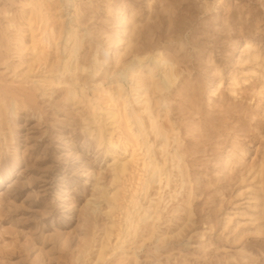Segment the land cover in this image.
Masks as SVG:
<instances>
[{"label": "rangeland", "instance_id": "rangeland-1", "mask_svg": "<svg viewBox=\"0 0 264 264\" xmlns=\"http://www.w3.org/2000/svg\"><path fill=\"white\" fill-rule=\"evenodd\" d=\"M26 1L0 0V264H96L108 232L99 264H264V0H41L55 34L35 50L45 25ZM157 53L178 75L168 90L153 84L164 68L131 65ZM119 95L170 177L128 232L116 202L137 181L113 173L131 150Z\"/></svg>", "mask_w": 264, "mask_h": 264}, {"label": "bare ground", "instance_id": "bare-ground-1", "mask_svg": "<svg viewBox=\"0 0 264 264\" xmlns=\"http://www.w3.org/2000/svg\"><path fill=\"white\" fill-rule=\"evenodd\" d=\"M26 1V0H25ZM63 3V0H61ZM20 7L25 12V9H30L31 17L40 16V18L43 20V23L45 25L44 28H40L42 31V38L37 39V37L34 34V30L31 29L32 34V42H33V50L36 49V46L38 43L42 44V48H47L48 45H50L51 38L54 37L55 29L53 27V24L49 23L50 15H43V3H41V0H30L26 2H21ZM63 6V4L60 6V8ZM60 10V9H59ZM57 13H61V11L57 10ZM132 21V19L125 18L123 20V24H129V22ZM11 22V21H10ZM33 23V19H29L27 21V25L29 28H31V25ZM14 27L12 24H9L8 26ZM135 29V25H132L130 28V31L132 32ZM77 41H78V33L76 28L70 27L68 30H66V39H65V50H68L67 45L69 43H75L76 47L73 50H70L68 54L63 57L64 66L67 69L69 67L70 61L73 57V54L77 52ZM23 42V38H20L17 40V45H21ZM132 45V41L130 40L127 44V48ZM255 45L252 44L251 41H247L245 44V50L244 52L247 53L249 56V59H253L255 61L259 60V52L256 48H254ZM105 54H108V52H105ZM100 55L97 54V52L94 54L93 57V64L91 69L95 74L99 73L100 69L104 65V60H102ZM148 60V65L146 64ZM132 67H137V70H142L144 68H147L151 70V72H154V70L158 67L164 68L163 77L160 78L157 82L155 80L153 84L155 85V89L157 90H168L178 79V75L175 74L174 71V65L169 64L166 62L160 53H157L156 57H150V54H144L142 56L135 55V59L131 62ZM147 65V66H146ZM84 70H87L85 67ZM67 71V70H65ZM154 79V74L151 75V80ZM74 97H76L75 92H70ZM139 98H137L138 100ZM109 102L112 104V109H118L117 105H115V100L113 97L109 99ZM118 103L121 105V111H123V114L121 113L118 117L120 122L124 124V130L126 133V150L130 149V157L125 160L124 163L118 164L116 162L113 166V173L115 175V179L118 177H126L130 176L133 177L132 179L137 181L135 184V187L130 188L129 190V200L125 201V207L127 208H121L120 204L117 203V197L119 196V193H115L114 195L110 196L108 200L111 202H116V205L118 208L123 211V218H124V226L125 231L128 232L134 227H137L141 221L144 219H147V209H145L142 205V199L140 198H147L149 196V192L151 191L153 184L158 182H162V176L166 175V182L167 185L169 184L170 177L169 174L165 171L164 166H161L157 160L153 157L151 154V147L149 146L148 142V136L146 134V126L143 121V118L141 115L136 112L133 108H130L129 105L131 104L130 100L126 99L123 100V97L119 95L118 97ZM149 101L148 99L144 100V110L146 112H149ZM12 114H15L14 109L11 110ZM133 121L132 123L130 121ZM133 124L136 126V129L133 130L132 126ZM262 175V172H261ZM114 179V180H115ZM3 182V178L0 175V184ZM160 198V197H159ZM142 209V210H141ZM124 230L121 229V232L119 236H121V233ZM112 236L111 233H107V235L104 238L103 243L101 244L99 256L97 258V263L99 264L100 261H102L107 253L108 247L111 245ZM87 240H83V247L87 245Z\"/></svg>", "mask_w": 264, "mask_h": 264}]
</instances>
